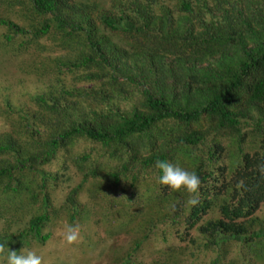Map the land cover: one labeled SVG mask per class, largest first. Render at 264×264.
<instances>
[{
  "label": "trees",
  "instance_id": "obj_1",
  "mask_svg": "<svg viewBox=\"0 0 264 264\" xmlns=\"http://www.w3.org/2000/svg\"><path fill=\"white\" fill-rule=\"evenodd\" d=\"M0 5L17 9L0 17L3 45L48 37L56 70L82 83L60 80L33 110L5 103L0 242L43 244L91 202L132 233L111 264H264V0ZM157 160L201 178L196 205L158 182Z\"/></svg>",
  "mask_w": 264,
  "mask_h": 264
},
{
  "label": "rangeland",
  "instance_id": "obj_2",
  "mask_svg": "<svg viewBox=\"0 0 264 264\" xmlns=\"http://www.w3.org/2000/svg\"><path fill=\"white\" fill-rule=\"evenodd\" d=\"M14 11L17 9H7L4 5H0V17L14 18L17 15V12L14 13ZM15 20L19 24H27L22 20V16ZM3 31L4 29L0 28V121L5 118L10 120L13 117L7 113V110L5 111L6 102L14 109L33 110L35 107L30 101L31 96L55 88L60 80L66 87L82 85L81 82L72 80L70 76L61 75L62 73L56 70L49 51L50 38L31 43L27 50L18 53L14 49L15 45L2 44L1 41H5L4 38H1ZM16 41L19 42V39ZM41 44L44 46L43 50L40 49ZM1 131H6V129L4 130L2 127ZM65 192V186L59 185L55 188L52 199L55 198L56 204L64 197ZM87 208L89 213L86 215V220L77 223L81 228L82 236V241L79 244L68 245L63 241L60 232L67 223L60 220L47 228L52 232L51 239L43 244L25 245L23 251L25 253L34 251L41 255L44 264H111L115 260L114 253L120 255L127 250L132 233L127 230L119 233L116 224L108 221L110 214L102 207L90 202L87 204ZM257 214L264 218V205L261 206ZM1 227L2 223L0 222V229ZM110 234L116 236L110 238ZM172 239L171 242L178 243L177 238ZM157 248L159 245L145 248L146 256L149 252H155ZM84 249L85 251H83ZM261 262L262 260L258 264H262Z\"/></svg>",
  "mask_w": 264,
  "mask_h": 264
},
{
  "label": "clouds",
  "instance_id": "obj_3",
  "mask_svg": "<svg viewBox=\"0 0 264 264\" xmlns=\"http://www.w3.org/2000/svg\"><path fill=\"white\" fill-rule=\"evenodd\" d=\"M155 167L162 172L158 177L160 184L168 186L173 191H186L189 194L188 202L193 206L199 202L202 180L195 172L162 160H157ZM260 170L264 173V165L260 166ZM60 235L68 245L79 244L82 241L81 228L78 224L64 225ZM0 264H44V261L43 257L34 251L25 253L22 248L17 252L7 247L6 243L0 242Z\"/></svg>",
  "mask_w": 264,
  "mask_h": 264
}]
</instances>
